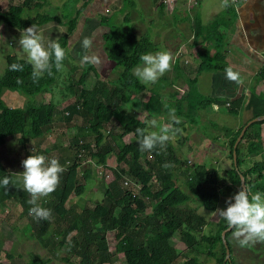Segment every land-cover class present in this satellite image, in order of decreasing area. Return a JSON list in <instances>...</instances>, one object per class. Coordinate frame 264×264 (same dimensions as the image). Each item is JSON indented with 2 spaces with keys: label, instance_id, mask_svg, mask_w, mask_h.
I'll list each match as a JSON object with an SVG mask.
<instances>
[{
  "label": "trees",
  "instance_id": "trees-1",
  "mask_svg": "<svg viewBox=\"0 0 264 264\" xmlns=\"http://www.w3.org/2000/svg\"><path fill=\"white\" fill-rule=\"evenodd\" d=\"M69 1L73 0H66L65 6ZM128 4L133 5V0H123L124 7ZM50 5L52 0H23L4 10L0 8V27L7 25L23 29L33 24L40 28L50 22H58L66 26L67 31L57 39L66 50L70 35H74L79 29L80 12L77 10L76 13L79 19L74 17L65 20L63 16L52 15L44 10L45 6L47 8ZM230 6L235 8L231 3ZM101 16L98 23L106 26L102 38L105 45H108L107 58L115 68L120 67L121 71L117 79L105 81L95 63H84L75 82L67 85V91L75 100L67 107L69 113H62L60 117L70 122L76 115L81 116L88 123V128L86 131L81 126L78 128L71 143V148L75 151L71 152L70 164L59 174L55 189L38 200L42 207L50 210L49 217L41 219L29 215L30 194L22 188L18 175L11 171H0V176L10 177L9 185L0 186V205L18 200L23 207L22 216L31 220V224L27 226L35 229L40 238L55 221L57 227L53 229V239L61 237L55 241L58 247H65V250L77 257L76 260H72L71 255L63 257L68 264H112L115 256L125 259L127 264H172L181 257L172 241L183 242L191 250H195L201 241L207 242L208 255L217 264H229L230 258L226 259V246L222 238L228 225L221 218L206 234L204 228L209 221L192 206L191 201L192 197H196L207 211H215L223 195L231 196L243 187L242 174L250 191L264 192V119L253 122L245 132L236 149L237 165L233 157L234 144L247 122L242 123L235 132L229 128L222 129L225 134L228 131L232 133L228 142L231 164L226 170V176L218 170H210L205 163L189 166L181 158V148L175 146L170 139L163 148L157 145L152 150L140 151L136 129L139 127L150 130L145 121L174 112L177 117H185L189 125L197 124L202 110L212 104H225L227 101L201 94L194 78H188L189 88L186 91L175 90L167 100L164 98L168 92L167 87H164V82L168 81L166 76L162 75L149 85L140 84L132 75V69L140 63L139 55L142 52L158 51V43L149 36L137 35L124 24H110L111 16ZM126 21L131 19L127 18ZM196 41L198 42V37ZM223 47L224 44L218 46L214 56L200 55L201 62L196 73L228 70ZM69 52L74 60L73 52ZM70 56L66 50L63 65L66 66L70 61ZM180 61L181 58H178L174 67L177 78L184 77L182 71L185 69ZM6 63V70L0 76V147L5 145L10 136H16L20 144H26L29 131L38 142L53 124L59 109L53 100L39 102L36 97L53 91L62 69L58 71L53 65L49 72L33 79L32 68L26 58L8 55ZM12 63L23 67L11 70L9 66ZM259 78L264 80V66ZM159 81L163 83L162 86ZM5 88L28 96V102L23 106L8 104L3 96ZM243 100V96H240L229 101L228 112L231 116L239 115ZM113 119L121 123L123 130L108 135L104 130L105 124ZM174 126L180 130L185 129L177 120L174 121ZM80 132L84 136L94 134V140L80 144ZM186 137L179 140L184 143ZM83 150H87L96 164L102 166L108 165L112 153L116 156L118 166L113 169L114 177L103 186L107 203L98 200H88L86 204L71 203L72 195L81 196L86 189L79 178L83 166L79 154H83ZM260 155V159L249 161L253 159L251 156ZM246 163L249 164L246 166ZM165 164L168 166L165 167ZM179 164L180 173L186 176V189L178 183ZM91 172V168L85 167L81 176L90 178ZM125 176L134 179L140 189L136 191L124 187L122 181ZM154 179L159 184L157 189H154ZM73 231L76 234L70 237ZM111 231L116 240L115 250L111 249L109 243ZM233 231L234 228L226 233L230 250ZM7 256L11 258L10 254ZM50 262L49 258L35 254L23 264ZM182 263L200 264L201 260L195 256Z\"/></svg>",
  "mask_w": 264,
  "mask_h": 264
},
{
  "label": "rangeland",
  "instance_id": "rangeland-1",
  "mask_svg": "<svg viewBox=\"0 0 264 264\" xmlns=\"http://www.w3.org/2000/svg\"><path fill=\"white\" fill-rule=\"evenodd\" d=\"M135 1V0H133ZM227 3L230 4L228 0H225ZM20 2L16 0V3ZM59 2V0H57ZM82 2V0H73L69 1V3L65 7H61L60 5H51L47 8L44 7V10L47 13L52 15H60L61 17H65V20H70L71 18L77 17L75 11L77 9V3ZM148 0H145L138 7H133L131 4H128L123 9H116L114 13L110 14V24L114 25H121L124 24L128 29L133 30L137 35H146L151 37L152 39L156 38L158 43L159 49L158 50H166L170 54V67L169 69L163 74V76L169 75L171 77L173 72L171 71V67L174 65L175 57H177L179 52L174 56H171V51L175 46L174 38L178 37V30L172 28L169 30V34L173 40L165 41L166 37L162 33V27L158 30V34L154 37L153 30L149 28V17L150 8L148 5H145ZM188 3V2H187ZM185 4L184 7H189L190 4H194V1H189L188 4ZM226 4V3H225ZM6 8L7 4H3ZM58 6V7H56ZM177 10L175 11L173 18L175 20H179L181 13H180V5L177 6ZM35 13V12H34ZM96 15V14H94ZM100 15V14H98ZM107 16V14H105ZM220 15V14H219ZM79 16L82 17V14L79 13ZM79 16L77 17L79 19ZM128 16L131 21L124 20V17ZM64 20V21H65ZM166 18L163 19L165 22ZM82 24V22H81ZM80 24V25H81ZM96 24V23H93ZM93 26L89 29H84L82 26L77 29L74 35H70V43L67 52L71 50L75 59L73 60L72 57H69L68 63L66 66L63 65L61 73L57 78V81L54 84L52 92H46L36 97V100L39 102H49L53 100L59 112L53 122V124L48 129L47 134L50 137L52 134V141L49 140L50 145H54L55 148H62L61 150L57 151V155L60 157L59 163L64 166L65 162L69 159L71 161V152L75 150L72 149V141L74 139L75 133L78 131V128L81 126L83 131H86L88 128V123L86 122L83 117L76 115L70 122L63 120L60 115L62 113L68 114L67 107L68 105L72 104L75 100L74 96L70 95L69 91H67V85L70 82H75L78 76L81 74L82 68L84 63H81V56L84 54H91L95 55L97 60L95 64L100 68L102 79L105 81L115 80L120 74L121 68H115L114 65L108 60L107 58V47L108 45L104 43L102 38V33L105 29L101 27ZM97 27V28H96ZM106 27V26H104ZM40 34L44 37L45 41L48 39H58L61 37L67 30L66 26L62 25L58 22H50L40 28H36ZM22 29L9 27L7 25H2L0 27V76L4 74L6 70V60L8 55H16L18 57L26 58L25 53L20 49L18 45V39L21 34ZM89 37L91 40V45L89 49H83L81 45V40L84 37ZM180 36V34H179ZM170 39V37H169ZM168 40V39H167ZM183 58V57H182ZM181 58L182 66L184 69H191L192 65L184 62V59ZM194 72V71H193ZM176 74V73H175ZM185 78L189 77L190 74L185 72ZM161 77V76H160ZM183 80V79H182ZM185 81V80H183ZM163 82V80L161 81ZM159 81V85L161 83ZM163 83H161V86ZM182 85V86H181ZM187 85V87H185ZM176 88L178 91H186L189 88L188 83L182 84L181 82L178 84L177 87H171V89ZM164 98H169V94H165ZM3 96L5 97L8 104L12 106H23L28 102V96L24 95L23 93L9 90L5 88L3 90ZM141 97V95H140ZM136 108V105H135ZM172 117H177L174 112H167L164 115H159L154 117L158 123H167L170 127L174 126V121ZM185 118V117H184ZM179 118L180 121L185 127L182 128L179 132L173 135L170 140L175 144V146L180 147L182 151V160H186L189 166H192L194 163H205L210 170H218L222 175H227V168L231 164L228 144L221 143L224 140L219 136L220 133L223 134L222 126L215 128L214 135L218 139H214L212 135H209L207 131V126H202L197 123L196 125H189L186 123V119ZM153 119V118H152ZM214 123H218L219 125L232 127L233 124L236 123V118L234 116L229 115L228 110L223 115V118H214L212 120ZM105 132L110 135L112 133L121 132L123 130V126L121 123L116 121L115 119L111 120L109 123L105 124L104 128ZM150 130H152L150 128ZM109 131V132H108ZM204 133V135L202 134ZM80 137V142H89L94 140V134L91 135H83L82 132L78 134ZM188 136V137H186ZM26 144H20L17 137L11 136L6 141V144L0 147V171L6 172L11 171L15 172L21 180L20 172L23 171L22 160L26 154L25 150L32 149V143L36 142L38 139H33L32 134H30ZM182 137H186V142H181L179 139ZM181 139V140H182ZM221 142H220V141ZM30 141V142H28ZM164 145L160 146L163 148ZM53 150H55L53 148ZM83 163V166L80 170L79 178H81V182L85 184L86 189L85 193L81 196L72 195L71 196V203L78 202L80 204H86L88 200H98L104 203H107V197L104 194V183H108V181L112 180L114 177L113 169L118 166L117 159L115 154H111L108 160L107 167L105 166H98L96 162L91 158L89 152L87 150H83V154L80 157ZM253 159H249V161H255L261 158L260 156H251ZM189 160L191 162L189 163ZM248 160V159H247ZM249 163H246V166ZM120 165H124L120 163ZM89 167L91 168V176L90 178H83L81 174H83L84 168ZM181 165H177V178L178 183L185 187L186 176L180 173ZM22 182V180H21ZM124 187L128 189H134L138 191L140 189L139 185L135 183L134 179H131L128 176L124 177L122 181ZM159 184L154 179V189H157ZM247 187V185H246ZM230 196L223 195L220 199L218 208L226 207V200ZM70 203V202H69ZM191 204L193 207H196L197 210L205 214L209 223L204 228V232L207 234L210 232L211 229L215 226V222L221 220V217L218 216L217 209L215 211H207L201 204L198 198L192 197ZM22 205L18 200H13V202L0 205V262L1 264H23L33 255L38 254L43 258H49L51 262L49 264H68L63 257L71 255L74 260L77 259L73 254L68 252L65 249H61L58 245H51L50 250L38 245L37 237L35 233V229L32 230L28 224H31V220L27 219V217L22 216ZM214 224V225H212ZM55 228V227H53ZM53 233V232H52ZM76 234V233H75ZM109 243L112 250H115L116 240L114 238V233L111 231L109 232ZM174 243L177 252L180 254V259L175 261L172 264H183L182 262L190 257L197 256L200 260V264H217V262L208 255L209 252V244L207 242L201 241L196 247L195 250H191L187 248L185 243L179 241H172ZM230 244H231V254L229 259V264H264V241H255L250 242L248 245L240 246L237 242V239L230 236ZM63 247V246H62ZM10 254L11 258L7 255ZM121 259H119L120 261ZM126 261V260H125ZM120 264H127V263H120Z\"/></svg>",
  "mask_w": 264,
  "mask_h": 264
},
{
  "label": "crops",
  "instance_id": "crops-1",
  "mask_svg": "<svg viewBox=\"0 0 264 264\" xmlns=\"http://www.w3.org/2000/svg\"><path fill=\"white\" fill-rule=\"evenodd\" d=\"M189 1L192 0H148L145 5L150 8L149 28L153 30L155 37L158 34V30L163 26V35L170 37V39L166 37L165 41L167 42L173 40L171 34H169L170 29L175 28L180 34V36L178 34V37L174 38L175 46L171 51V56L174 58L178 52L180 55L175 57L174 65L171 67L173 75L171 77L167 75L168 81L164 82V87H167L168 90L167 94L170 95L176 90V88L171 89V87H177L180 82L187 84L188 78H194L201 94L227 101L225 104H212L207 109L202 110L198 120L199 124L207 126L206 132L209 135L214 136V139H218L213 134L215 128L222 126L223 129L226 126L214 123L212 120L214 118H223V115L228 110L229 101L240 96L244 98L239 115L234 116L236 123L232 127H228L233 132L242 123L248 122L255 117L264 116V80L259 78L264 66V0H244L236 8H232L225 0H193L194 4H190ZM144 2L145 0H135L132 6L136 8ZM187 2L189 7L186 10L184 5ZM17 3L16 0H0V8L4 10L10 5ZM3 4H7L6 8ZM65 4L66 0H59V2L52 0V5L65 7ZM179 5L181 7V16L179 20H175L173 15ZM123 8V0H82V2L77 3V9L83 15L80 18L79 28L82 26L85 30H90V28L98 24L97 27L106 29V27L98 23L101 20V15L107 14L110 16L116 9ZM127 18L129 17L125 16L124 20ZM165 18L164 22L163 19ZM195 30L197 33H195ZM196 37H198V42ZM154 40L156 41V38ZM222 44H224L223 53L228 70L196 73V69L201 62L200 55L204 57L214 56L218 46ZM178 58H182L185 63L192 65L191 69L182 71L183 75L188 72L190 74L189 77L185 78L184 75L183 78H177V72L174 67ZM180 62L182 65V61ZM229 72L234 78L229 77ZM180 92L183 91L180 90ZM213 105H216V108H213ZM190 125L198 126V124L194 123H190ZM215 125L217 126L215 127ZM222 129L219 131H222L223 134L220 133L219 136L224 141H219L222 144H226V142L228 144L232 133L228 131L225 134ZM47 132L48 129L40 141L32 143L33 147L31 150H25L24 158L31 154L40 153L46 158L56 157L60 161L57 151L62 148H55L54 145L49 144V140L51 139L52 141V134L49 137ZM202 134L204 135V133ZM53 227H57L55 221L51 223L49 230L41 238L36 232L38 245L40 244V246L50 250L51 245L57 244L55 241H58L61 237L56 236V239H53ZM75 233L76 231H73L70 237L75 235ZM61 249H65V247H61ZM119 259L121 260L119 261ZM120 263L127 262L121 257H113L112 264Z\"/></svg>",
  "mask_w": 264,
  "mask_h": 264
},
{
  "label": "clouds",
  "instance_id": "clouds-1",
  "mask_svg": "<svg viewBox=\"0 0 264 264\" xmlns=\"http://www.w3.org/2000/svg\"><path fill=\"white\" fill-rule=\"evenodd\" d=\"M18 45L25 53L26 61L31 65L33 79H38L44 73L49 72L53 65L58 71L63 68L65 48L56 39L45 41L33 24L21 30ZM90 45L89 37L86 36L81 40L83 49H89ZM96 60L95 55L84 54L81 56V63L91 64ZM139 61L140 63L132 69V75L140 84L149 85L155 83L169 69L170 54L166 50L145 51L139 55ZM9 67L11 70H19L23 66L12 63ZM228 75L232 77L230 72ZM212 107L216 108V105ZM172 118L178 122L179 118ZM145 123L152 130L139 127L136 129L138 146L142 152L152 150L157 145H164L180 131L179 128L170 127L167 123H158L155 118L147 120ZM80 141V144L83 143ZM79 156L81 157L82 154L80 153ZM68 164H70V160L62 166L56 157L46 158L40 153L31 154L22 160L23 171L20 172V175L22 188L30 194L29 215L41 219L49 217L50 210L42 207L38 200L55 189L59 181V174ZM9 183L8 175L0 176V186H7ZM217 213L229 227L234 228L232 235L240 246L248 245L250 242L264 241V192H252L246 186L241 187L226 200V207L217 209Z\"/></svg>",
  "mask_w": 264,
  "mask_h": 264
},
{
  "label": "water",
  "instance_id": "water-1",
  "mask_svg": "<svg viewBox=\"0 0 264 264\" xmlns=\"http://www.w3.org/2000/svg\"><path fill=\"white\" fill-rule=\"evenodd\" d=\"M261 119H264V116H261V117H255L254 119H251L250 121H248V122L244 125V127L242 128L241 133H240V135L238 136V138L236 139L235 144H234L233 157H234L235 165H237V159H238V156H237V150H236L238 144L241 142V140H242V138H243L245 132L247 131L248 127H249L253 122H255V121H259V120H261ZM241 179H242V185H243V187L246 186L245 177H244L243 174L241 175ZM230 230H232V228L228 226V227L223 231V233H222V238H223L224 244H225V246H226V259H229L230 254H231L230 246H229L228 241H227V238H226V233H227L228 231H230Z\"/></svg>",
  "mask_w": 264,
  "mask_h": 264
},
{
  "label": "built area",
  "instance_id": "built-area-1",
  "mask_svg": "<svg viewBox=\"0 0 264 264\" xmlns=\"http://www.w3.org/2000/svg\"><path fill=\"white\" fill-rule=\"evenodd\" d=\"M231 4L234 5V7L236 8L241 2H243L244 0H228ZM191 162V160H189V163Z\"/></svg>",
  "mask_w": 264,
  "mask_h": 264
}]
</instances>
